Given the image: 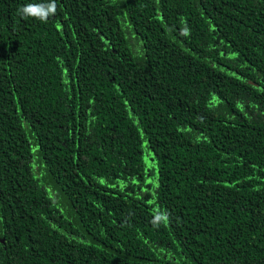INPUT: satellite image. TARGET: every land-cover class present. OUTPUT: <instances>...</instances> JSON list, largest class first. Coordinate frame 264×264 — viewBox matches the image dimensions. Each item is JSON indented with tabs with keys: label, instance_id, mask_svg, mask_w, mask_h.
Returning a JSON list of instances; mask_svg holds the SVG:
<instances>
[{
	"label": "trees",
	"instance_id": "16d2710c",
	"mask_svg": "<svg viewBox=\"0 0 264 264\" xmlns=\"http://www.w3.org/2000/svg\"><path fill=\"white\" fill-rule=\"evenodd\" d=\"M0 264H264V0H0Z\"/></svg>",
	"mask_w": 264,
	"mask_h": 264
},
{
	"label": "clouds",
	"instance_id": "9594fccd",
	"mask_svg": "<svg viewBox=\"0 0 264 264\" xmlns=\"http://www.w3.org/2000/svg\"><path fill=\"white\" fill-rule=\"evenodd\" d=\"M54 10V9H53Z\"/></svg>",
	"mask_w": 264,
	"mask_h": 264
}]
</instances>
